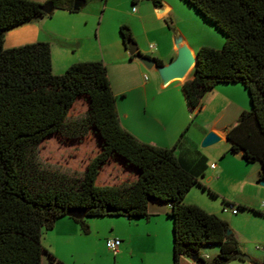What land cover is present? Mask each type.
<instances>
[{
  "label": "trees",
  "instance_id": "1",
  "mask_svg": "<svg viewBox=\"0 0 264 264\" xmlns=\"http://www.w3.org/2000/svg\"><path fill=\"white\" fill-rule=\"evenodd\" d=\"M146 1L159 7L158 0ZM181 1L223 37L219 49L198 48L192 72L178 78L182 82L190 77L181 85L185 102L194 110L215 85H241L250 109L227 129L225 141L228 151L239 154L244 163L260 165L258 181H264V0ZM48 2L53 9L72 12V0ZM40 5L0 0V264H41L42 254L62 264L44 251L40 235L65 217L66 209L87 210L83 219L69 218L87 235L86 218H145L149 202L169 206L171 264L193 256L196 264H207L197 253L211 247L218 248L211 264L244 261L225 223L182 203L192 187L213 194L179 165L172 150L141 143L120 128L101 62L74 63L53 75L47 43L2 48L6 31L45 17ZM118 36L124 49L133 42L126 25L118 27ZM77 98L84 99L86 110L69 118ZM89 131L96 136L99 151L81 172L38 160L35 147L45 138L58 135L73 141ZM111 159L132 169L135 178L115 186H96L100 167Z\"/></svg>",
  "mask_w": 264,
  "mask_h": 264
},
{
  "label": "crops",
  "instance_id": "2",
  "mask_svg": "<svg viewBox=\"0 0 264 264\" xmlns=\"http://www.w3.org/2000/svg\"><path fill=\"white\" fill-rule=\"evenodd\" d=\"M82 1L84 6L86 1ZM143 1V3H145L143 4L144 9L149 12L155 22L159 21L161 18H165L166 21L169 22L170 27L168 31H171V33L169 32L170 34L165 36L164 46L160 48L157 47L155 52H151L149 48L143 51L138 45L137 52L141 56L157 60L160 62V66L163 67L167 66L176 58L179 48H186L193 62V57L198 48L208 47L211 49H219L221 47L223 43L222 35L212 29V26L204 20L202 22L199 17V22L206 25L213 31L212 33H214V38H212L211 42H201L190 32L191 30L189 28L183 29L171 23L172 21L170 18L166 17L173 12V7L166 0H158L159 7L157 8L152 7L146 0ZM176 1L177 3L179 2L178 5L183 7V9H190L181 0ZM46 2H48V0H44V3ZM37 3L44 4L40 1ZM135 5H137V0H130L131 8ZM54 10L55 9H53L52 12ZM60 11L64 13L63 15H70V12ZM135 12L136 11H134V13ZM194 15L197 16L196 13H194ZM43 18L44 17L38 19L41 20ZM124 24L129 26L130 33L133 36L131 25L127 21H117L116 27ZM99 29L98 26L96 30V44L93 42L94 53L89 55L92 57L87 58V60L99 61L106 69V77L110 91L114 96V107L120 128L141 143L157 148L171 149L179 165L192 174L199 184L212 192H216V189H214V186L209 187V184L214 183L218 185L219 182H227V179L230 178L236 186L235 189H239L241 194L244 188L249 187L250 192L247 193V196L240 197L238 194L239 196L235 195V197L232 198V200H237L235 206L237 209L239 207L249 208L256 212H262L257 207L242 205L243 201H241L246 198L250 200L254 199L256 195L264 196V187L256 186L257 183L262 181H258L260 165L258 163H244L239 154H231L228 151L229 145L225 141L227 129L234 125L240 113L250 109L248 97L243 87L239 84H217L204 93L199 101L198 108L191 110L188 108L181 90L182 83L190 79V77L182 82H178V78H169L166 83L162 85L159 74L155 68L151 67L150 69H145L135 58L129 59L126 50L120 42L119 36L115 37V46L112 50L105 43H102L98 37ZM157 30L167 32L161 25L157 27ZM35 42H45L48 44L46 41L30 39L17 44L15 43L14 45L17 46ZM76 60L68 58L61 59L63 62L56 67L55 74H61L69 65L79 63V60ZM127 65L137 73H141L144 69L148 71V81L137 84V81H135L133 77L125 75L122 70L124 67H127ZM144 79L145 77L142 78V80ZM168 81L171 82L168 83ZM179 88L182 97L179 94ZM207 133L214 134L218 138L216 143H222L224 146L220 149L207 148L210 150L201 148L200 142ZM111 161L116 162L118 164L117 168L121 167V169H116L115 171L110 168V170L114 171V175L117 178L114 179L115 182L112 185L108 186H115L119 183H129L135 178V172L132 169L125 167L119 160L111 159L107 162L110 163ZM107 162L106 164H108ZM211 166L213 168H211ZM232 166L233 169L235 166L238 170H241L242 173L240 177H232L229 175V169L232 168ZM194 188L198 189L197 187H192L185 194L182 203L184 205H194L201 209L200 206L192 203L191 199L186 201L187 195H189L190 191ZM222 195L223 193L221 196ZM191 197L192 200H195L194 194ZM222 198V200H225L223 196ZM226 202L227 201H225L224 204H227ZM151 206H162L163 211L159 215L155 213L154 210L150 212ZM168 210V204L149 202L145 218L108 222L109 224L111 223L110 232L115 228V232L112 234L99 232L98 224L100 225V223L98 221L101 218H86L85 222L88 226V234L82 235L79 232L78 226L72 220L67 217H61L54 222L51 230L42 233L40 243L47 254L51 255L55 261L62 264L73 263H68L64 260L62 256L54 251V248L57 247L56 244L65 241L70 235L80 242H85L84 240L88 237L99 238L103 241L107 239L120 240V245L116 253L112 255V264H117L122 255L127 254V252L129 253L131 241L134 237L147 239L154 253L158 252L161 254V257L164 256L167 258L169 253L171 254V230L169 232L167 226L166 228H162L160 223L163 217L170 223L169 219L166 217ZM204 212L208 213L206 211ZM111 218L120 219L122 217ZM130 221H133L135 225L132 226ZM261 252L264 251L261 250ZM45 264H55V262L51 261L50 258L46 256Z\"/></svg>",
  "mask_w": 264,
  "mask_h": 264
},
{
  "label": "rangeland",
  "instance_id": "3",
  "mask_svg": "<svg viewBox=\"0 0 264 264\" xmlns=\"http://www.w3.org/2000/svg\"><path fill=\"white\" fill-rule=\"evenodd\" d=\"M32 2L44 3V0H29ZM86 3L77 12H70V15H63L62 11L55 9L50 17L43 19H34L28 23L6 31L3 35V49L18 47L26 44L15 46L14 44L22 41L38 39V41H46L50 45V61L51 73L55 74L56 67L63 61L61 59L68 58L79 62L89 61L87 58L94 53V44H96V30L99 26V38L102 43H105L111 50L115 46V37H118L117 21L124 20L131 25L133 43L141 50L148 49V46L154 48L151 52H155L157 47L164 46L165 36L171 33L168 31L170 25L165 18L159 21H154L153 17L144 9L145 3L143 0H137V5L134 7L135 13H131L130 0H85ZM173 7L168 17L171 23L180 26L183 29H190L191 33L205 43L211 42L214 38L213 31L206 25L199 22V16L194 15L192 9H183L176 0H166ZM147 2V1H146ZM148 4H150L148 2ZM42 5V4H41ZM151 5V4H150ZM199 17V18H198ZM201 19V18H200ZM203 22V20L201 19ZM126 25L128 28L129 26ZM162 26L167 32L157 30L158 26ZM210 25V24H209ZM208 25V26H209ZM210 27V26H209ZM214 29L213 27H211ZM130 30V29H129ZM215 30V29H214ZM170 32V33H169ZM138 49V48H137ZM127 58V57H126ZM131 63V62H130ZM129 63V64H130ZM123 68L125 75H130L137 81V84L148 81L149 73L145 69L141 73L134 72L131 67ZM145 77L144 80L142 78ZM176 81V80H175ZM171 81H168L170 83ZM179 94L182 97L179 88ZM86 110V103L83 98H77L70 107L67 116L69 118L81 115ZM224 145L222 143H214L204 147V149H220ZM207 149V150H210ZM36 156L38 160L47 166L56 167L62 170L71 172H81L91 157L99 151V143L96 136L89 131L88 134L79 140L67 141L58 135H51L42 140L36 147ZM108 163V162H107ZM116 162L111 161L100 167L95 179L96 186L112 185L117 177L114 175L118 167ZM120 166V165H119ZM112 168L113 170H110ZM241 170L235 166L229 169V175L232 177H240ZM229 176V177H230ZM119 178V177H118ZM231 179V178H230ZM227 179V182H219L218 185L211 183L209 187L216 189V192L210 191V195L206 191L192 189L186 197V201L191 199L192 203L200 206L201 209L214 215L217 219L225 223L227 231L234 238L239 252L247 258L246 261L232 260L226 264H264V252H261V247L264 246V216L256 215L249 208H238L235 206L236 199L232 200L235 195L247 196L250 192L249 187L242 190L235 189L234 182ZM231 181V182H230ZM259 186V183L256 184ZM225 200H222L221 194ZM195 195V200H192V195ZM238 195V196H239ZM228 205H233L236 210V215H231L224 202ZM242 205H250L249 207H257L260 209V214H264V196L256 195L254 199H242ZM158 215L163 211L162 206H151ZM114 220H124V218L113 219L105 217L99 219L98 230L101 233L112 234L115 228L110 232V224ZM125 221V220H124ZM170 221V220H169ZM134 226V222L130 221ZM115 224V223H114ZM160 225L162 228H169L170 223L162 218ZM159 229V228H158ZM44 233V231H42ZM42 233L40 239L42 238ZM90 236V235H89ZM92 236V235H91ZM87 238V237H86ZM80 242L72 235L65 241L56 244L54 251L63 257L68 263L73 264H112V254L104 247V241L99 238L88 237ZM149 241L142 237H134L131 241L129 253L122 255L117 264H171V254L161 257L158 252L154 253ZM41 247L42 244L40 243ZM218 252L217 247L202 248L198 251V256L207 264H211L213 257ZM45 254L41 255V264H45ZM178 264H196L189 261L188 258H181Z\"/></svg>",
  "mask_w": 264,
  "mask_h": 264
},
{
  "label": "water",
  "instance_id": "4",
  "mask_svg": "<svg viewBox=\"0 0 264 264\" xmlns=\"http://www.w3.org/2000/svg\"><path fill=\"white\" fill-rule=\"evenodd\" d=\"M83 4L82 0H72L71 11L77 12L80 8H82ZM52 10L53 7L50 2H46L39 7V11L47 17L50 16ZM125 50L129 57L133 56L145 69H150L151 67L155 68L159 74L162 85H164L169 78H181L192 62V59L188 54V50L184 47L179 48L177 50L176 58L167 66L163 67H157L152 59L138 55L137 47L133 42L127 43L125 45ZM193 63L195 65V56L193 57ZM217 141L218 138L214 134L207 133L200 142V147L204 148L216 143ZM259 186L264 187V181L259 182ZM86 212L87 210L85 209L81 210L78 208H69L65 211V217L80 220L85 217ZM106 212H108V210H106ZM195 260V256L189 258V261L192 263H195ZM242 260L246 261L247 258L242 256Z\"/></svg>",
  "mask_w": 264,
  "mask_h": 264
},
{
  "label": "built area",
  "instance_id": "5",
  "mask_svg": "<svg viewBox=\"0 0 264 264\" xmlns=\"http://www.w3.org/2000/svg\"><path fill=\"white\" fill-rule=\"evenodd\" d=\"M135 10H134V7H132L130 9V12L133 13ZM149 49H152V46H148ZM211 168H213L211 166ZM264 205V204H262ZM225 210L229 211L231 215H235L236 214V210L233 209L232 206H227V209H222V212H224ZM120 245V240L118 239H107L104 241V247L107 251H109L112 255H114L117 251V248L119 247ZM261 250L264 251V246L261 247Z\"/></svg>",
  "mask_w": 264,
  "mask_h": 264
},
{
  "label": "bare ground",
  "instance_id": "6",
  "mask_svg": "<svg viewBox=\"0 0 264 264\" xmlns=\"http://www.w3.org/2000/svg\"><path fill=\"white\" fill-rule=\"evenodd\" d=\"M193 68H194V64H193V62H191V64L189 65V67L186 70V72L184 73V75H186V76L189 75Z\"/></svg>",
  "mask_w": 264,
  "mask_h": 264
}]
</instances>
